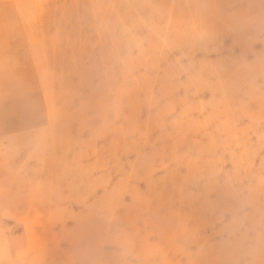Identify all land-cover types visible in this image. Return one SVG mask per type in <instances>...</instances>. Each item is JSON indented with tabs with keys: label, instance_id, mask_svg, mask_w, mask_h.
Wrapping results in <instances>:
<instances>
[{
	"label": "rangeland",
	"instance_id": "rangeland-1",
	"mask_svg": "<svg viewBox=\"0 0 264 264\" xmlns=\"http://www.w3.org/2000/svg\"><path fill=\"white\" fill-rule=\"evenodd\" d=\"M0 264H264V0H0Z\"/></svg>",
	"mask_w": 264,
	"mask_h": 264
}]
</instances>
